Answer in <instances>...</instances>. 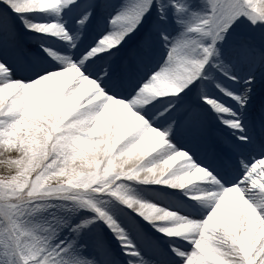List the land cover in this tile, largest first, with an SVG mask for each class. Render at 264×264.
I'll return each instance as SVG.
<instances>
[{"label":"snow or ice","instance_id":"obj_1","mask_svg":"<svg viewBox=\"0 0 264 264\" xmlns=\"http://www.w3.org/2000/svg\"><path fill=\"white\" fill-rule=\"evenodd\" d=\"M0 264H264V0H0Z\"/></svg>","mask_w":264,"mask_h":264}]
</instances>
